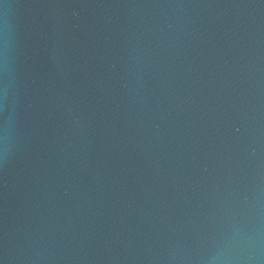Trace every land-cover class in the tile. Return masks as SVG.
<instances>
[{
	"label": "water",
	"instance_id": "1",
	"mask_svg": "<svg viewBox=\"0 0 264 264\" xmlns=\"http://www.w3.org/2000/svg\"><path fill=\"white\" fill-rule=\"evenodd\" d=\"M0 264H264V0H0Z\"/></svg>",
	"mask_w": 264,
	"mask_h": 264
}]
</instances>
